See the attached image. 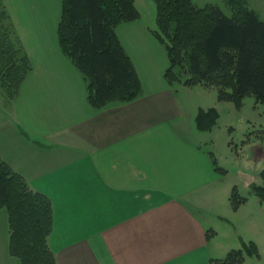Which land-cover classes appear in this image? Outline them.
I'll use <instances>...</instances> for the list:
<instances>
[{"label":"crops","instance_id":"0c3cea01","mask_svg":"<svg viewBox=\"0 0 264 264\" xmlns=\"http://www.w3.org/2000/svg\"><path fill=\"white\" fill-rule=\"evenodd\" d=\"M21 2L14 15L3 0L32 70L11 103L0 93L9 113L0 121V158L51 202L48 245L56 263L223 259L235 247L225 223L257 219L259 201L242 197L245 202L231 210L225 170L214 169L213 153L202 149L195 128L198 110L210 107L180 99L166 82L168 59L151 34L155 28L140 25L141 19L116 28L142 95L94 109L82 77L58 46L60 1ZM195 88L187 89L201 95ZM208 231L214 232L210 239ZM7 244L8 234L0 241V264H19Z\"/></svg>","mask_w":264,"mask_h":264},{"label":"trees","instance_id":"16d2710c","mask_svg":"<svg viewBox=\"0 0 264 264\" xmlns=\"http://www.w3.org/2000/svg\"><path fill=\"white\" fill-rule=\"evenodd\" d=\"M59 1L58 46L82 77L89 105L101 109L139 98L140 80L115 32L119 25L139 19L135 0ZM152 1L156 29L151 34L165 50L168 68L164 79L168 84L214 89L217 101L234 103L237 108L248 96L264 105V22L249 9L247 0H225L229 16L216 6L198 8L192 0ZM31 70L0 0V93L8 103L18 96ZM217 118L213 108L198 110L196 130L210 132ZM209 157L220 171L213 156ZM259 178L261 184L250 183L249 188L264 210V169ZM229 201L236 211L245 199L232 188ZM0 210L6 213L9 257L19 264H57L48 245L51 202L1 158ZM206 234L210 239L214 232ZM247 257H258L257 248L253 242L241 241L240 249L209 264H242Z\"/></svg>","mask_w":264,"mask_h":264},{"label":"rangeland","instance_id":"374dc122","mask_svg":"<svg viewBox=\"0 0 264 264\" xmlns=\"http://www.w3.org/2000/svg\"><path fill=\"white\" fill-rule=\"evenodd\" d=\"M6 1L14 15H19V8L23 6L21 0ZM192 2L198 8L206 5L216 6L226 16L230 15L225 7V0H192ZM247 2L249 9L260 21L264 22V0H247ZM134 5L140 15L139 19L142 21L139 24L156 29L154 2L152 0H135ZM173 86L178 91V97L181 96L180 99L183 97L189 99V104L199 102L205 107L215 109L218 114L216 124L211 131L204 132L205 134L200 132L202 134L201 147L207 153H213L216 166L225 170L223 174L225 176L224 185L227 186V197L231 195L230 190L235 188L239 197H246L249 200L256 199L249 187L247 189L243 187L247 183L244 176L250 178L252 180L250 183L254 185L261 184L259 173L264 169V105L256 102L254 97L248 96L243 99L242 106L237 108L234 103L217 101L214 89L197 86L195 89L198 90L193 91H199L201 95H198L195 92L191 93V90L187 88L183 90L182 84L175 83ZM8 117L9 113L4 108L0 96V121H6ZM254 201L258 202V200ZM254 204L253 202L252 205ZM260 206L259 202L257 203L258 208L253 206L254 210L258 212L257 219L243 217L239 222L232 218L230 222L225 223L227 241L229 236L234 239L235 245H231L233 242L230 243L232 248L235 246L233 250L241 247V241H238V238H241L245 243L253 242L257 248L258 257H247L242 264H264V210L259 215ZM7 234L6 213L5 210H0V241ZM225 234L226 232L222 231V236Z\"/></svg>","mask_w":264,"mask_h":264},{"label":"water","instance_id":"95a60500","mask_svg":"<svg viewBox=\"0 0 264 264\" xmlns=\"http://www.w3.org/2000/svg\"><path fill=\"white\" fill-rule=\"evenodd\" d=\"M244 178L246 179V182H247V183H250V182H251V179H250V178H248V177H246V176H244Z\"/></svg>","mask_w":264,"mask_h":264}]
</instances>
